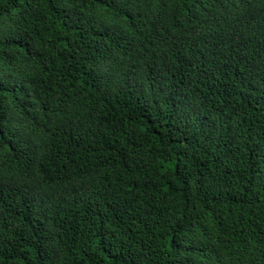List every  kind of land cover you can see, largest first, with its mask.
I'll return each instance as SVG.
<instances>
[{
	"label": "trees",
	"instance_id": "1",
	"mask_svg": "<svg viewBox=\"0 0 264 264\" xmlns=\"http://www.w3.org/2000/svg\"><path fill=\"white\" fill-rule=\"evenodd\" d=\"M0 264H264V0H0Z\"/></svg>",
	"mask_w": 264,
	"mask_h": 264
}]
</instances>
